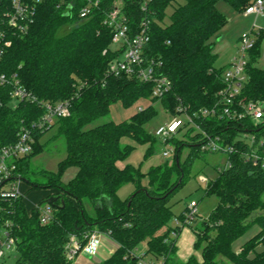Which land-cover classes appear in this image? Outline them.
Here are the masks:
<instances>
[{
    "label": "trees",
    "instance_id": "obj_1",
    "mask_svg": "<svg viewBox=\"0 0 264 264\" xmlns=\"http://www.w3.org/2000/svg\"><path fill=\"white\" fill-rule=\"evenodd\" d=\"M220 1L242 13L255 0H184L168 22L167 10L177 0H152L147 12L142 10L144 0H101L99 8L84 20L78 14L80 1L47 0L38 5L26 35H9L12 45L0 60V74L17 75L21 85L39 100H72L71 115L58 119L50 128L57 126V137H62L66 145L67 156L58 172L44 171V182H32L23 176L31 191H48L40 206L55 200L51 205L55 210L53 221L42 224L40 209L32 208L25 196L0 198V236L1 229H8L16 240L15 264H71L66 256L70 236H78L85 246L88 239L84 235L93 232L108 235L118 244L112 257L96 264H138L140 256L135 252L144 243V257L151 256V260L163 264H264V249L259 250L264 245V162L246 159L252 148L243 139L246 133L263 135L264 121L257 126L249 117L200 122L203 132L235 149L228 155L231 167L218 172L205 188V195L216 196L219 202L195 229V248L201 251V262L194 255L187 262L178 259V237L183 227H194L192 223L186 225L182 215L178 221L183 226L171 228L173 212L169 204L171 196L191 178L195 161L202 153H209L201 149L207 140L203 133L190 128L183 138L177 135L172 139L176 146L172 164L166 162L143 173L140 168H120L118 164L134 150L132 145L123 144L126 138L148 144L146 157L160 144L147 129L157 116L152 105L129 121L88 128L108 116L117 102L128 109L152 99V84L127 75L108 76L109 65L122 53L113 46V31L104 24L116 2L123 4L132 36L145 19L149 21L150 42L145 57L161 60L162 75L173 83L169 93L152 102L160 101L171 117L180 105L189 113L214 107L218 92L225 88L226 67H215L217 54L211 41L227 24L217 7ZM11 4L12 0H0V14ZM263 39L261 31L249 53L248 81L240 95L245 102H264V69L256 65ZM10 89L7 86L1 90L5 101L0 109L1 145L16 143L21 128L44 114V109L35 104L21 103L14 108ZM47 131L35 132L33 153L18 162L20 174L43 151L40 141ZM186 147L192 151L183 160ZM258 153L264 158L263 148ZM71 167L78 172L64 183L62 177ZM129 184L134 190L121 199L120 191ZM55 189L62 194L54 195L51 191ZM255 226L260 231L235 251L234 243Z\"/></svg>",
    "mask_w": 264,
    "mask_h": 264
},
{
    "label": "built area",
    "instance_id": "obj_2",
    "mask_svg": "<svg viewBox=\"0 0 264 264\" xmlns=\"http://www.w3.org/2000/svg\"><path fill=\"white\" fill-rule=\"evenodd\" d=\"M47 0H12L10 9L0 14V60L6 50L11 47L12 41L9 39L11 34L26 35L34 23L37 7ZM80 1L81 8L78 12L80 19H88L101 4V0H76ZM152 0H144L142 10L147 12L149 3ZM70 4V11L73 10ZM246 16L254 15L256 17L264 16V0H255L244 11ZM129 20L123 13V4L116 2L114 8L107 13L104 24L113 31V46L117 50H122L119 58L114 60L108 68V76L127 75L136 78L141 83L152 84V97L161 100L173 88L172 81L162 75L160 69L163 62L156 58L148 59L145 57V51L150 42L149 21L145 19L140 26L139 31L134 36L131 35ZM259 32L255 29L250 34H243L240 38V47L237 55L233 58L231 64L226 68L223 79L225 88L218 92V101L212 108H204L194 113H189L188 109L180 105L176 109V115L164 125L155 129L154 136L164 145L163 157L168 159L176 154V146L172 139L181 133H187L190 128L202 132L207 140L202 144L201 149L209 153L227 154V163L224 168H219L222 172L231 167L229 154L234 152V148L224 146L220 138H212L202 131L200 122L213 118L228 119L229 121H240L244 118H251L257 126L264 121V102L247 101L240 99L245 84L248 81L246 72L249 61V53L254 48ZM10 87L9 97L11 104L17 108L21 103H30L40 106L44 109V114L38 120L33 121L27 126H23L18 134V140L11 145L0 144V198L4 200L17 199L22 196L20 186L21 181L18 178V162L33 153L35 144V132H44L49 130L60 118H66L71 115L72 100L59 102H49L39 100L25 87L21 85L17 75L8 77L0 74V109L5 105L1 90ZM143 108H140L142 111ZM250 133H246V137ZM261 143V142H260ZM255 135L248 143L252 152L246 156L247 160L255 161L264 158L258 153L263 148L264 143L260 144ZM199 181L208 183V179L199 176ZM9 186L8 188H6ZM198 204L192 201L185 213V224L189 225L197 216ZM41 211V223L48 224L53 221L55 210L50 204L38 206ZM184 223L177 221L178 226ZM102 233L93 232L84 235L88 242L85 246L76 235H71L66 245V256L71 264L85 250L95 254L100 244ZM175 237L176 234L173 233ZM16 247V240L11 236L8 229H4L0 236V261ZM2 264V261L0 262ZM138 264H163L162 261L145 260L140 256Z\"/></svg>",
    "mask_w": 264,
    "mask_h": 264
},
{
    "label": "rangeland",
    "instance_id": "obj_3",
    "mask_svg": "<svg viewBox=\"0 0 264 264\" xmlns=\"http://www.w3.org/2000/svg\"><path fill=\"white\" fill-rule=\"evenodd\" d=\"M183 4L184 0H177V2L173 3V5L168 8L167 22L169 21V17L173 13V11L179 5ZM217 7L219 11H221L226 16L227 24L217 35L212 38L211 41L214 44L215 53L217 54L215 67L223 68L226 67V65L231 64L233 58L237 55L238 48L240 47V38L243 34H250L255 29L258 32H264V16H246L244 12H238L231 5L224 1H220L217 4ZM260 50L261 56L257 62V66L264 69V39L260 45ZM151 98L153 99L154 97ZM152 99L142 100L128 109L124 108L120 102H117L111 107V112L108 116L98 119L94 123L90 124L88 128H94L96 126L103 125L109 122L121 123L124 121H129L135 114L140 111V108L144 109L152 105L157 112V116L147 126V129L154 135L155 129L169 122L172 117L166 112L160 101L152 102ZM57 134V126H54L52 129L48 130L47 133L41 138L40 143L44 146L43 151L32 158L29 169L25 170L22 173L23 175L20 174V172H17L18 178H20L21 180L18 183L19 186L23 185L24 187H27L23 176L27 177V179L32 182H44L45 178L42 175L44 171L51 173L58 172L59 164L65 160L67 153L65 140L62 137L58 138ZM184 134L185 133H181L178 135V137L183 138ZM253 135L259 136V143H264V134L261 135L259 133L248 134L246 137H243V139L247 143H250V139L253 137ZM185 139L189 140L188 137H186ZM123 144L132 145L134 147V150L131 155L124 162H122V165H130L136 168H140L143 173H148L152 167L163 165L166 162L172 164L174 160V157H170L168 159L163 157L162 154L164 151V145L162 144V142H160V144L156 147L155 152L148 157H146V153L149 147L148 144H139L129 138L124 139ZM191 151V148L186 147L183 151L182 159H186V157L191 153ZM226 163L227 154L220 152L202 153L201 158H198L195 161L191 173V178L184 184L182 188H180L175 194L171 196L169 204L173 212V218L171 219L169 224L171 228H175L178 226V218L182 215H185L192 201L197 202L198 213L195 219L192 221V226L194 228L186 226L188 231H190L192 234L196 233L195 229L201 226V222L210 217L211 213L216 209L219 199L216 196L205 195V188L210 184L212 180H215L218 177V169L224 168L226 166ZM77 172L78 169L76 167L69 168L64 173L62 181L64 183L70 182L76 176ZM199 176L206 177L209 180L208 183L205 184L200 182ZM8 187L9 186H7L6 188ZM133 190L134 187L130 184L123 187V189L119 193L121 199L127 198ZM51 192H53L54 195L62 194L60 190L56 189L52 190ZM47 193L48 191L45 190L34 191L30 194L27 193L24 198L29 202L30 199H40ZM30 195L32 198H30ZM38 206H40V204H38ZM38 206H36V208ZM163 231L164 230H161L160 233H162ZM259 231L260 228L258 226H255L250 229L244 236H242L234 243V250L237 252L240 251L244 243L250 240ZM1 232H3L2 229ZM263 249L264 245H261L259 247V250L261 251ZM194 250V256H196L199 262H201V251L196 250L195 246ZM145 252L146 244L144 243L139 246L135 253L137 256H144ZM144 258L145 260H149L151 256H146ZM1 261L2 264H15V251H10Z\"/></svg>",
    "mask_w": 264,
    "mask_h": 264
},
{
    "label": "crops",
    "instance_id": "obj_4",
    "mask_svg": "<svg viewBox=\"0 0 264 264\" xmlns=\"http://www.w3.org/2000/svg\"><path fill=\"white\" fill-rule=\"evenodd\" d=\"M229 65H226V68ZM118 166L120 168L125 167L122 165V162H120ZM20 191L22 196H26L27 193L30 194L34 192L30 190L29 186L24 187L23 185L20 186ZM31 195L30 198H32ZM48 195L49 194L47 193L45 194V196L37 200H34L33 198L30 199L29 205L32 208H36V206H38V204H40L43 200H45V198ZM196 241H197L196 233L192 234L190 231L187 230L186 227H184L177 240V248H178L177 257L180 261L187 262L191 256L195 255L194 246ZM117 249H118V244L115 241H113L108 235L102 234L100 236V244L97 247L96 253L91 254L89 251L85 250L76 258L73 264H96L99 262H103L109 259L110 257H112V255L116 252Z\"/></svg>",
    "mask_w": 264,
    "mask_h": 264
},
{
    "label": "water",
    "instance_id": "obj_5",
    "mask_svg": "<svg viewBox=\"0 0 264 264\" xmlns=\"http://www.w3.org/2000/svg\"><path fill=\"white\" fill-rule=\"evenodd\" d=\"M0 188H1V187H0ZM54 201H55V200L50 199L49 202H48V204L52 205V204L54 203Z\"/></svg>",
    "mask_w": 264,
    "mask_h": 264
}]
</instances>
